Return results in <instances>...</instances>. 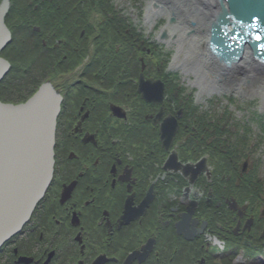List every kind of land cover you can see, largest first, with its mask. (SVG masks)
I'll list each match as a JSON object with an SVG mask.
<instances>
[{"label": "flooded vegetation", "instance_id": "af4514ba", "mask_svg": "<svg viewBox=\"0 0 264 264\" xmlns=\"http://www.w3.org/2000/svg\"><path fill=\"white\" fill-rule=\"evenodd\" d=\"M25 1L38 10L54 0ZM50 3L43 26L33 13L15 26L29 27V45L41 40L50 70L39 77L62 96L55 172L0 264H264L256 142L242 143L234 112L217 96L205 101L182 64L158 53L156 0H76L77 23L64 22V0ZM9 29L0 100L20 103L7 89L15 75L4 82Z\"/></svg>", "mask_w": 264, "mask_h": 264}, {"label": "water", "instance_id": "95a60500", "mask_svg": "<svg viewBox=\"0 0 264 264\" xmlns=\"http://www.w3.org/2000/svg\"><path fill=\"white\" fill-rule=\"evenodd\" d=\"M194 1L201 5L195 8ZM186 2L193 14L201 9L203 15L190 24L200 25L208 35V49L221 63L230 66L248 46L264 65V0H217L218 4L183 0L182 5ZM8 8L5 0L0 8V53L12 38L5 23ZM172 15L170 22H175L174 7ZM9 68L10 62L0 55V81ZM158 83L161 91L156 97L161 99L163 83ZM61 103L62 96L51 81L43 82L25 102L0 100V248L22 230L53 180ZM245 164L241 165L242 173Z\"/></svg>", "mask_w": 264, "mask_h": 264}, {"label": "rangeland", "instance_id": "374dc122", "mask_svg": "<svg viewBox=\"0 0 264 264\" xmlns=\"http://www.w3.org/2000/svg\"><path fill=\"white\" fill-rule=\"evenodd\" d=\"M141 2L142 6L147 7L151 0ZM182 2L183 0H156V5L161 7L151 21L156 23V37L159 30L167 31L172 36L171 40L167 37L168 42H159L160 44L156 39L158 53L164 57L170 53L175 64H182L181 72L185 82H190L188 86H192L194 90L205 91V101L217 96L224 106L234 112L241 124L252 128V140L258 143L257 148L253 150L254 156L262 158L261 162L264 164V138H260L261 135L264 136V124L258 119V115L264 116V79L255 77L252 72L236 69L233 63L228 67L218 59H213L205 50L208 35L205 32L200 34V25L193 27L190 24L203 15L201 9L196 10L198 14H193L192 8L186 6L188 1L184 6ZM194 3L196 8L197 1ZM128 5L131 6L130 2ZM173 7L176 21L170 22L169 16ZM249 52V59L254 62L252 51ZM185 63L189 66H184Z\"/></svg>", "mask_w": 264, "mask_h": 264}, {"label": "trees", "instance_id": "16d2710c", "mask_svg": "<svg viewBox=\"0 0 264 264\" xmlns=\"http://www.w3.org/2000/svg\"><path fill=\"white\" fill-rule=\"evenodd\" d=\"M64 12L63 19L65 23H77L80 22L76 18V14L73 11V7L75 6L76 0H64ZM49 3L47 2L43 7H39L38 10L33 9V5H28L25 0H17L16 7L11 9L8 17L7 23L11 30L14 32L13 42L10 46L5 49L4 55L7 58H10L14 64V68L5 78L4 82H8L13 75V79H15V83L7 86L9 89L8 93L13 96H21L23 95V100L26 101L38 88V86L47 78L43 79L39 76L42 74L44 70H50V68L43 69V65L45 62L44 57H40L41 55V40H39L38 44L30 43L26 38L30 37L29 27H25L23 30H19L15 23L17 21L15 18L23 17L24 15H28V13H33L37 16L36 22L43 26V22L41 20V14L43 13L46 7L49 8ZM60 3V0H54L50 3L51 6L56 7ZM100 0H97V7H100ZM21 10V11H20ZM57 16V13H54ZM11 17V18H10ZM36 37V36H34ZM40 39V38H39ZM33 44V45H32ZM44 51H42L43 53ZM168 56V55H167ZM169 60V57H168ZM17 79V80H16ZM37 82V83H36ZM5 84V83H4ZM23 101V102H24ZM258 119L262 121L264 124V116L258 115ZM246 129L244 135L247 136L246 139H243L241 142L251 145L253 143V130L251 127H245L240 123L239 130ZM260 137L262 140L264 138L263 135ZM255 141V140H254ZM253 145V144H252ZM257 146V142H256ZM255 184L257 182L255 181Z\"/></svg>", "mask_w": 264, "mask_h": 264}, {"label": "bare ground", "instance_id": "6f19581e", "mask_svg": "<svg viewBox=\"0 0 264 264\" xmlns=\"http://www.w3.org/2000/svg\"><path fill=\"white\" fill-rule=\"evenodd\" d=\"M208 1L213 2V4L214 3L218 4L217 0H208ZM87 4L90 5V2H87ZM94 5L97 6V0H96V4H94ZM226 5H227V3H226ZM216 10H217V8H214V11H216ZM208 14H210V10H208ZM206 29H207V27L205 26V30ZM63 33H66V31L63 30L59 34H63ZM205 50H206L207 53H208V51H210L208 49V44H206ZM249 57H251L250 56V52H249V48L247 46H245L244 49H243L242 55L237 59V61H235L233 63V64H235V68L236 69H240L241 71L243 70V71L252 72L253 74H255V77L257 76L260 79H264V65L259 60H257L254 57H253L254 58V62H252L249 59ZM11 103H13V102H11ZM59 115H60V113H59ZM59 115H58V117H59ZM57 125H58V118H57ZM56 136H57V128H56ZM55 153H56V144H55Z\"/></svg>", "mask_w": 264, "mask_h": 264}]
</instances>
